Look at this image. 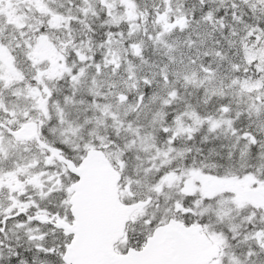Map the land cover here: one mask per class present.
<instances>
[{
  "label": "snow or ice",
  "instance_id": "obj_1",
  "mask_svg": "<svg viewBox=\"0 0 264 264\" xmlns=\"http://www.w3.org/2000/svg\"><path fill=\"white\" fill-rule=\"evenodd\" d=\"M0 264H264V0H0Z\"/></svg>",
  "mask_w": 264,
  "mask_h": 264
}]
</instances>
